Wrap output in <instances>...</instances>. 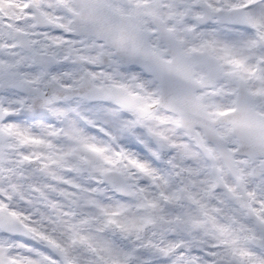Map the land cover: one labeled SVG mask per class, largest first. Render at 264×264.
<instances>
[{
    "label": "snow or ice",
    "instance_id": "snow-or-ice-1",
    "mask_svg": "<svg viewBox=\"0 0 264 264\" xmlns=\"http://www.w3.org/2000/svg\"><path fill=\"white\" fill-rule=\"evenodd\" d=\"M0 264H264V0H0Z\"/></svg>",
    "mask_w": 264,
    "mask_h": 264
}]
</instances>
